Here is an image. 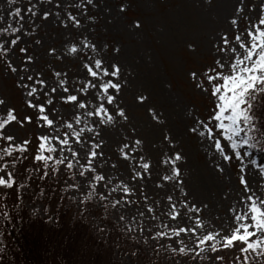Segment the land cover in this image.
Returning a JSON list of instances; mask_svg holds the SVG:
<instances>
[{"label":"rangeland","instance_id":"rangeland-1","mask_svg":"<svg viewBox=\"0 0 264 264\" xmlns=\"http://www.w3.org/2000/svg\"><path fill=\"white\" fill-rule=\"evenodd\" d=\"M259 2L260 0H245V14L249 18L258 15L256 9L248 11L249 6L258 5ZM29 3L37 5L39 10L61 12L60 19L70 9L67 5H63V8L57 7L56 0H12L11 3L10 0H0V16L3 17L0 27L10 29L23 25V31H31L32 40L41 41L40 46L31 41L28 46L37 57L36 67L42 69L45 76L51 77L48 66L55 64L57 71L64 70L68 73L69 88L72 79L83 80L84 70L79 59L68 55L62 61H57L46 54L50 46L60 49L69 40L70 33L75 40L83 39L79 35L80 31H84V36L101 48L103 56L122 65V79L127 81V85L123 87L119 98L129 119L127 122L120 121L115 127L109 126L108 131L102 133L106 140L103 147L106 159L99 163L108 174L104 181L106 187L103 195L112 201L121 198L120 185L128 183L130 174L140 170L137 153L147 157V162L152 165L150 173L137 184L129 185L138 191L123 193L129 201L123 207L108 204L107 200L100 201L96 195L100 182L84 183L79 176V173L87 175L90 171L88 167L78 166L87 164L83 153L73 157L68 148H65L63 155L73 160V168L66 176V163L53 165L58 170V176L64 177L67 196L76 202L77 210L84 206L83 215L90 216L92 225L106 227L94 220L98 217L97 209L106 206L108 214L105 221L114 225L121 224L122 231L143 245L145 253L140 254L133 247L127 248V251L115 250V257L121 258V264H172L173 260L175 264H187L185 259L180 258L181 254L172 251L176 246L173 241L177 238L170 235L157 237L156 232L170 233L171 229L178 226H193L194 218L185 224L172 215L173 211L179 214L184 210L187 213L186 218L191 217L195 210L188 209L193 202L201 208V212L196 215L202 218L205 228L232 230L236 226V212L247 211L245 199L248 195L264 200V172L260 168L264 166V150L253 149L248 144L232 150L230 142L223 136L225 130L215 126L220 122L207 120L210 114L214 115L213 110H219V94L213 95L211 85L207 82L205 88L208 91L199 90L189 76L190 70L203 72L206 67L214 65L217 53L213 45L221 33L227 32L229 40L235 35L236 29L231 26L230 19L237 0H94V6L89 8L88 13L94 19H83L82 29L65 28L55 15L44 19L40 11L35 17L22 11L24 20H19L18 17L14 19L16 14L13 8L23 9ZM121 3L126 5L124 10L119 7ZM71 10L73 14H77L74 8ZM135 19L141 21L142 26L139 29L132 26ZM246 27L247 21L241 17L238 20L239 31L243 32ZM105 44L107 48L102 47ZM189 44L196 45L195 51L188 47ZM115 48H119V53L114 51ZM86 54L88 57L96 55L91 51ZM15 56L16 53L9 59ZM0 75V97L6 98L10 105L21 106L22 94L15 86L16 77L5 69L2 62ZM213 83L223 81L217 80ZM140 94L147 97L146 101L136 99ZM149 108L156 110V119L149 113ZM229 112L230 110H226L225 116ZM4 115L5 113L0 112V118ZM201 120L213 127L212 136L200 134L207 133L205 128H201L198 133L190 131L197 126L195 122ZM224 123L228 121L224 120ZM243 134L242 130L235 138L239 139ZM19 135L27 138L30 141L28 149L34 150L37 143H34L35 128H22ZM165 136L172 138L170 142H165ZM213 137L220 140L229 160H223L215 149ZM136 139H141L142 144L136 145ZM125 143L129 144L127 149H124ZM53 147H58V142H54ZM237 150L240 151L242 159L235 156ZM72 151L77 149L73 148ZM176 151L182 153L183 159L174 166L171 159ZM35 152L37 153L33 151L28 156L31 163L34 162L32 155ZM53 155H58V152ZM89 159L94 160L91 157ZM174 167L181 170L179 178L164 180V176H175ZM73 173L77 174L75 180ZM97 174L103 173L98 169ZM241 177L248 186L247 192L241 183ZM19 178L28 179L22 172ZM73 183L78 188L69 187ZM145 194L147 200L144 198ZM169 195L173 197L170 204L167 203ZM85 197L89 199L85 200ZM172 204L175 209H172ZM26 207L33 213L42 214L44 217L47 215L42 203L26 201ZM149 207L151 212L145 211ZM138 211L144 212V216L138 215ZM119 215H124L125 219L119 221ZM49 220L51 224L52 217ZM179 240L183 241L182 246L186 248L195 246L194 237L188 233L180 234ZM207 254L205 251V255ZM237 254L243 255L235 248L220 250L225 264L235 260ZM100 264L106 263L100 261ZM204 264H207L206 260Z\"/></svg>","mask_w":264,"mask_h":264},{"label":"snow or ice","instance_id":"snow-or-ice-1","mask_svg":"<svg viewBox=\"0 0 264 264\" xmlns=\"http://www.w3.org/2000/svg\"><path fill=\"white\" fill-rule=\"evenodd\" d=\"M12 0H10V3ZM67 5L70 9L60 19L61 12L51 13L48 10H39L37 5L29 3L25 8L14 7L13 12L19 20H24L22 11H27L32 17L40 11L44 19L52 15L59 20L65 28L82 29L83 19L92 20L94 17L89 13V8L94 6V0H56V6L63 8ZM120 9L124 10L126 5L121 3ZM75 9L77 14H73L71 9ZM256 9L258 15L249 18L245 14V0H237L234 8L233 16L230 19L231 26L236 29L235 35L231 40L228 38L227 32H223L217 38L213 47L217 53V59L213 66L206 67L203 72L190 70L189 76L194 82V86L201 91L207 92L205 82L211 85V92L217 96L218 111H214V115L207 117L208 121H219V128L224 129L223 136L230 142L232 150H236L242 144H249L248 136L236 139L244 128L251 131L255 127L252 123L254 117L250 114L252 101L257 98V93L264 94V0H260L259 4H252L248 11ZM87 14V15H85ZM243 18L247 21V27L243 32L239 31L238 20ZM3 17L0 16V20ZM34 23V21H29ZM132 26L139 29L142 24L139 19L132 21ZM38 32V30H37ZM79 35L84 37L75 40L71 37L65 44L57 49L56 47H48L46 54L50 55L54 60L62 61L68 55L73 59H79L83 68V80H71L69 88L68 73L64 70L57 71L56 65L48 66L51 77L45 76L44 71L36 67L37 57L29 48V41L37 46L41 45L40 40H32L31 31H23V25L20 28L15 26L9 28L0 27V62L4 63L5 69L16 77L15 86L22 94L21 106L10 105L6 98L0 97V112L5 113L0 118V141L7 143L6 148H0V153L10 160L0 159V185H12L13 171L7 169L12 168L17 160L15 150L18 149L21 154L30 144V141L19 135L20 130L34 127L36 130V141L38 150L35 155L36 161L43 162L44 168H49L50 162L53 165L60 166L66 163V171L73 168V160L68 159L63 153L65 148L73 157L79 153H83V159L87 161L86 165H78L79 167H88L90 171L87 175L79 173L84 183L100 182L99 190L96 193L100 201H108V204H115L123 207L128 203V198L123 193L138 191V189L130 188V184H137L138 181L151 172L152 165L147 162L148 158L137 153L140 161V170L130 174L128 183H122L121 198L119 200H108L103 195L106 187L104 181L107 179V173L104 172L99 162L105 161L103 147L106 140L102 133L108 131L109 126L115 127L120 121L127 122L129 117L127 110L122 106L120 93L123 87L127 85V81L122 79L123 68L118 61L107 59L101 54V48L84 36V31H80ZM24 45V46H20ZM107 48L105 44L102 46ZM188 47L195 51V44H189ZM95 53V56L88 57L87 52ZM114 51L119 53V48ZM16 53L15 58L9 59ZM223 60V62H221ZM219 69V70H218ZM226 69V71H225ZM221 80L223 83H213V81ZM95 81V82H93ZM95 90V91H92ZM138 101H146L147 97L140 94L136 97ZM21 107L23 111H21ZM230 110L225 116V111ZM153 119L158 114L154 108L148 109ZM227 120L228 123H224ZM196 127L190 129L192 133L200 132L201 128L207 129V133L200 132L201 135L212 136L213 127L204 121L195 122ZM81 124L84 127H79ZM75 126V127H74ZM135 132V128H133ZM75 138V139H72ZM172 138L165 136V142H170ZM19 141V142H17ZM58 142V147H53V143ZM120 143V142H118ZM215 149L219 151L223 160H229V155L225 154L219 139L213 137ZM136 145H141L142 140L136 139ZM129 147L128 143L124 144V149ZM77 151H72V149ZM135 151V149H133ZM58 155L54 156L53 153ZM127 157V153H124ZM235 156L241 157L240 151H235ZM94 158V160L89 159ZM23 155L20 159H23ZM183 159L182 153L176 151L171 159V164L176 165L178 161ZM255 163V161H252ZM219 167V165H216ZM114 167V166H113ZM264 172V166H260ZM99 169L100 173L97 174ZM175 176H164V180L178 179L180 176V168L174 167ZM75 180L76 173H73ZM241 183L244 184V190L249 191L248 186L243 177ZM72 188H78L73 183L69 185ZM147 200V195L144 196ZM89 197H85L88 200ZM173 197H167V203L170 204ZM242 199H244L242 197ZM250 201V203H249ZM247 211L244 213L236 212V226L232 230H215L204 227L202 218L196 213L201 212V208L192 203L188 209H194L191 217L186 218V211L182 210L179 214L172 212L173 217L177 218L180 223H190L194 218V225L188 228L177 227L171 229L170 233L164 231L156 232L157 237H176L173 241L176 244L172 251L181 254V259H185L187 264H225L224 257L220 255V250L238 249L242 255V264H264V200L254 195H248L245 199ZM172 209L175 205L172 204ZM151 207L145 209L151 212ZM107 215V207H104ZM144 212L138 211V215L144 216ZM119 221L125 219L124 215H119ZM198 226V227H197ZM143 231V229H141ZM188 233L194 237L193 248H186L183 241L179 240L180 234ZM202 233V234H201ZM151 234V233H150ZM159 246V245H158ZM207 251V255H205ZM175 264V261H172Z\"/></svg>","mask_w":264,"mask_h":264},{"label":"trees","instance_id":"trees-1","mask_svg":"<svg viewBox=\"0 0 264 264\" xmlns=\"http://www.w3.org/2000/svg\"><path fill=\"white\" fill-rule=\"evenodd\" d=\"M250 114L255 127L251 131L244 128L245 135L251 146L263 150L264 94L257 93ZM37 150L36 146L32 151L27 147L21 154L16 149L17 162L7 169L13 171L14 183L0 185V264H121L115 250L133 247L139 254L145 253L139 241L122 231L121 224L105 221V206L97 209L98 217L94 220L106 227L92 225L90 216L83 215L84 206L77 210L76 202L67 196L64 177L58 176L53 164L50 162L49 168H44L43 162L35 160L36 152L32 155L34 162H30L29 154ZM21 155L25 158L20 159ZM0 159L10 157L0 153ZM21 172L28 179L19 178ZM26 201L42 203L47 215L33 213ZM227 264H242V255L237 254Z\"/></svg>","mask_w":264,"mask_h":264}]
</instances>
